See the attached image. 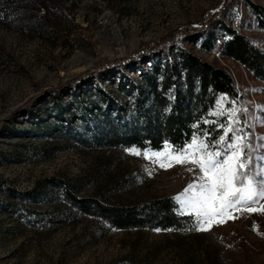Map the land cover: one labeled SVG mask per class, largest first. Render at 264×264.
Listing matches in <instances>:
<instances>
[{
  "label": "rangeland",
  "instance_id": "rangeland-1",
  "mask_svg": "<svg viewBox=\"0 0 264 264\" xmlns=\"http://www.w3.org/2000/svg\"><path fill=\"white\" fill-rule=\"evenodd\" d=\"M247 1L29 0L21 7L39 23L33 34L0 17V264H264V199L256 211L230 210L233 218L194 230L195 214H181L175 198L199 183V168L152 155L180 145L161 136L169 116L183 118L190 132L181 145L210 141L222 97L201 96L196 78L188 92L187 71L174 66L124 79V69L107 65L152 42L169 53L165 39L179 33L177 47L234 78L247 171L264 173V75L219 48L225 24L264 53V26ZM206 11L214 18L203 25ZM132 136L161 142L140 146ZM164 197L179 216L171 231L149 221L117 228L97 206L133 208Z\"/></svg>",
  "mask_w": 264,
  "mask_h": 264
},
{
  "label": "trees",
  "instance_id": "trees-1",
  "mask_svg": "<svg viewBox=\"0 0 264 264\" xmlns=\"http://www.w3.org/2000/svg\"><path fill=\"white\" fill-rule=\"evenodd\" d=\"M29 2V0H0V17L10 18L14 27L21 29L29 34L36 32V25L39 24L34 19V14L29 13L26 9L21 7V4ZM251 11L257 16V20L260 25L264 26V7L258 6L254 3L247 1ZM38 9V7L36 8ZM222 30L226 36V40L221 44V54L227 57H231L245 66L249 67L255 72H259L261 76L264 75V53L255 46L246 36L236 32L234 29L222 25ZM166 63V62H165ZM158 61L152 64L151 70L141 73V77L145 78L152 73H155L159 68L164 65L167 68L174 66L175 72L179 74V70L187 71V91H191L195 84L193 79L196 78L198 87L201 90V96L208 95L212 98L213 95H220L224 100L223 109L225 112L236 109L238 105L237 101L240 99V94L236 88V84L232 75L224 68L215 67L214 65L202 61L196 55L188 52L182 47H177L174 53V59L167 61ZM170 70V69H169ZM258 73V74H259ZM204 95V96H205ZM239 102V101H238ZM237 123L234 124V130L238 129L242 123H245L244 114L242 110L237 109ZM228 121L227 115L218 116L217 122L219 126L226 124ZM185 121L183 118L176 116H169L165 121V127L161 132L163 138H168L172 144H182L183 137L189 138L190 132L185 133L183 131ZM212 131L211 128H209ZM210 141L218 140L219 136L224 134L223 128L212 132ZM232 135L231 133L229 134ZM146 139V141H144ZM145 139L132 136L127 140L130 143H136L140 146L150 145L155 146L161 139L158 140L155 137H146ZM147 142V144H143ZM87 199L82 201H76L78 204H85ZM96 203V202H95ZM84 206V205H83ZM98 210L101 211L111 224L117 228H131L142 227L149 221L150 226H158L166 229L170 227H179V216L174 214L175 205L171 197H164L151 201L146 205H140L139 207L118 208L107 207L97 203ZM83 210L88 211L87 206L82 207ZM155 210L153 213L151 211ZM147 211V217H137V214H143ZM150 211V212H149ZM145 215V214H144Z\"/></svg>",
  "mask_w": 264,
  "mask_h": 264
},
{
  "label": "snow or ice",
  "instance_id": "snow-or-ice-1",
  "mask_svg": "<svg viewBox=\"0 0 264 264\" xmlns=\"http://www.w3.org/2000/svg\"><path fill=\"white\" fill-rule=\"evenodd\" d=\"M237 112V109L225 112L221 108L218 113H211L215 116L228 117L227 123L220 125L224 134L219 136L218 140L205 143L197 137L188 144V147L167 145L164 153L152 154L163 155L177 164L191 163L199 168L202 174L198 177L199 183L188 184L175 198L182 205L181 214H185V210L189 214H195L197 224L194 230L209 231L213 222L223 223L226 216L233 218L229 214L230 210L246 208L250 212L256 211L257 209L252 205L264 199V173L253 176L247 171L251 162L245 159V136L237 134L242 133V129L234 130L233 127L238 122ZM204 135L210 133L204 130ZM210 147L216 150L211 151ZM133 154L140 153L133 151ZM144 155L147 156L148 153ZM164 166L161 164V167ZM189 170L193 171V169ZM260 210H264V207ZM154 231L162 230L154 229ZM163 231H171V229Z\"/></svg>",
  "mask_w": 264,
  "mask_h": 264
},
{
  "label": "built area",
  "instance_id": "built-area-1",
  "mask_svg": "<svg viewBox=\"0 0 264 264\" xmlns=\"http://www.w3.org/2000/svg\"><path fill=\"white\" fill-rule=\"evenodd\" d=\"M102 19H98L97 22L100 24L109 17V13L106 12L102 15ZM214 18V13L212 11H206L201 18L203 25H207ZM191 30V29H190ZM187 32V31H186ZM191 31H189L190 33ZM186 36L187 33H182ZM181 35L179 33H171L168 35L165 41H168L165 45V50H169V53L162 51L160 46L152 42L147 45H143L141 48L124 50L116 56V58H111L108 61V66L116 70L118 68L124 69L125 73H121V77L125 79L131 72L136 73L138 76H141V73L151 70L152 64L160 61H170L174 56V53L177 49V41H180ZM168 46H171L168 48ZM85 72L90 71L89 67L84 70ZM129 72V73H128ZM123 74V75H122Z\"/></svg>",
  "mask_w": 264,
  "mask_h": 264
}]
</instances>
